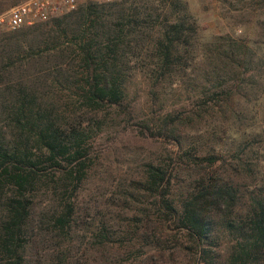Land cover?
<instances>
[{
    "label": "trees",
    "instance_id": "16d2710c",
    "mask_svg": "<svg viewBox=\"0 0 264 264\" xmlns=\"http://www.w3.org/2000/svg\"><path fill=\"white\" fill-rule=\"evenodd\" d=\"M224 3L257 12L255 35L213 59L185 0H90L0 33V264H264V0ZM118 127L163 149L103 170Z\"/></svg>",
    "mask_w": 264,
    "mask_h": 264
},
{
    "label": "rangeland",
    "instance_id": "374dc122",
    "mask_svg": "<svg viewBox=\"0 0 264 264\" xmlns=\"http://www.w3.org/2000/svg\"><path fill=\"white\" fill-rule=\"evenodd\" d=\"M185 1L188 4L189 12L196 20L199 43H202V45L207 44L211 59L215 56L217 47L222 43L223 37L221 36L230 35L237 37L245 35L252 37L255 35V31L252 29V23H254V17L257 12L252 13L249 9L244 10L242 13H238L239 11H230L225 5L224 0ZM3 32H8V30H0V33ZM139 87V85L130 87L129 97L132 99L135 98L133 102H135L136 110L139 113H147L149 109L147 108L148 104L146 103L143 92L145 89L142 87L140 89ZM119 128L118 131H105L95 143L99 156H101L100 163L106 168L99 167L103 170L112 172V168H115V165H119L122 162L125 151L144 154L146 151L152 150L160 152L163 149L164 145L158 141H147L136 135L131 129L123 131ZM101 169H99L100 173ZM101 178H103L102 174ZM94 183H97V177L91 176L86 186L87 189L94 188L96 186Z\"/></svg>",
    "mask_w": 264,
    "mask_h": 264
},
{
    "label": "built area",
    "instance_id": "2783aa9c",
    "mask_svg": "<svg viewBox=\"0 0 264 264\" xmlns=\"http://www.w3.org/2000/svg\"><path fill=\"white\" fill-rule=\"evenodd\" d=\"M87 1L90 0H23L0 14V30L13 31L46 22L76 10Z\"/></svg>",
    "mask_w": 264,
    "mask_h": 264
}]
</instances>
